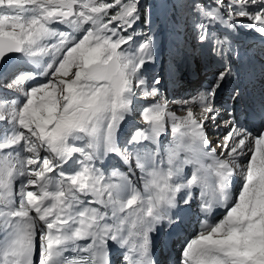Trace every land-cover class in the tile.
Here are the masks:
<instances>
[{
  "label": "snow or ice",
  "instance_id": "1",
  "mask_svg": "<svg viewBox=\"0 0 264 264\" xmlns=\"http://www.w3.org/2000/svg\"><path fill=\"white\" fill-rule=\"evenodd\" d=\"M240 29L264 41V0H0V264H158L157 238L193 209L176 264H264V123L209 135L234 112L224 85L264 75ZM190 64L211 79L170 100ZM129 117L143 127L121 139Z\"/></svg>",
  "mask_w": 264,
  "mask_h": 264
},
{
  "label": "bare ground",
  "instance_id": "2",
  "mask_svg": "<svg viewBox=\"0 0 264 264\" xmlns=\"http://www.w3.org/2000/svg\"><path fill=\"white\" fill-rule=\"evenodd\" d=\"M20 66H21L20 67L21 70L26 67L22 63L20 64ZM193 66H196V65L195 64H191V68H193ZM16 71H14V72H16ZM189 71H190V76H187V75L184 76V81H186V82L181 87L177 88V90L174 91V93L168 94L169 96H174L175 92H180V93L176 94L177 95L176 100H179V99L184 98V97L195 95L198 91L201 90L200 89L201 88L200 84L202 85L204 77H206L207 74L211 75V71L206 70L205 72L199 74L196 77V71L193 72V69L192 70L189 69ZM219 98L221 99L220 96H219ZM172 105L174 106L172 108V110L176 111L177 115H183L184 114L183 112L178 110V105L176 103L175 104L173 103ZM193 111L195 113L199 114L200 110H199V108L194 107ZM224 117H227L225 113H223L222 118L219 120V126L218 127H210L209 128L210 139H211V137H213L215 132L221 131L223 129H226L225 122H226V119H228V118L225 119ZM138 127H143V125H140L139 123L135 122L132 126L129 127V129H127L124 132V134L122 136V139L124 138V136H127L128 134H130L131 131H133L135 128H138ZM219 139H221V138L217 137V136L212 139L213 140L212 141L213 142V144H212L213 147H215V144L218 142ZM112 163H114V164L116 163V159L114 157L112 158ZM189 171L190 170H188L186 172H189ZM140 186L142 187V185H140Z\"/></svg>",
  "mask_w": 264,
  "mask_h": 264
},
{
  "label": "rangeland",
  "instance_id": "3",
  "mask_svg": "<svg viewBox=\"0 0 264 264\" xmlns=\"http://www.w3.org/2000/svg\"><path fill=\"white\" fill-rule=\"evenodd\" d=\"M155 28V21H154V18H153V29ZM155 30V29H154ZM156 39H157V42H159L158 43V60H159V56H160V58L161 57H163L164 56V54H166L167 53V56H168V48H169V38H164V37H161L160 35H156ZM247 47H249V50L247 51V52H255L258 56H259V53H261V51H263L262 49H261V45H259V44H256V43H251V42H247ZM257 56V57H258ZM19 61L18 60H13L12 62H11V65L12 64H14L15 63V65L10 69V71H14L15 69H17V67L20 65L19 63H18ZM163 63V61H159V65H158V63H157V65L156 66H158L157 68H159L160 66H161V64ZM195 67V68H194ZM193 69V72L194 71H196V77L199 75V74H201V73H203V72H205V71H200V72H198L197 70H196V66H193V68H191V70ZM18 70H21V69H18ZM17 70V71H18ZM16 71V70H15ZM185 75H187V76H190V71L188 70V71H186L185 70V74H184V76ZM186 81H184V83H185ZM183 83V84H184ZM171 90V88L169 89V91ZM177 93H180V92H175V94H174V96H169V95H167L168 96V98L170 99V100H176V97H177ZM175 104V103H174ZM174 106L173 105H171V108H173ZM168 136H169V140L171 139V133L169 132V134H168ZM168 136H167V138H168ZM166 138V139H167ZM168 139H167V143H168V141H169ZM166 142V140H164L163 141V143H164V145H166L167 143H165Z\"/></svg>",
  "mask_w": 264,
  "mask_h": 264
},
{
  "label": "water",
  "instance_id": "4",
  "mask_svg": "<svg viewBox=\"0 0 264 264\" xmlns=\"http://www.w3.org/2000/svg\"><path fill=\"white\" fill-rule=\"evenodd\" d=\"M2 69L4 70V68H3L2 66H0V72H3V70H2Z\"/></svg>",
  "mask_w": 264,
  "mask_h": 264
},
{
  "label": "trees",
  "instance_id": "5",
  "mask_svg": "<svg viewBox=\"0 0 264 264\" xmlns=\"http://www.w3.org/2000/svg\"><path fill=\"white\" fill-rule=\"evenodd\" d=\"M157 11V10H156Z\"/></svg>",
  "mask_w": 264,
  "mask_h": 264
}]
</instances>
